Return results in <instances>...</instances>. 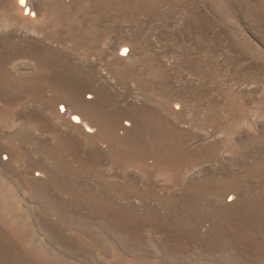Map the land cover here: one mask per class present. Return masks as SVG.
Returning <instances> with one entry per match:
<instances>
[{
    "label": "rangeland",
    "instance_id": "374dc122",
    "mask_svg": "<svg viewBox=\"0 0 264 264\" xmlns=\"http://www.w3.org/2000/svg\"><path fill=\"white\" fill-rule=\"evenodd\" d=\"M0 0V264H264V0Z\"/></svg>",
    "mask_w": 264,
    "mask_h": 264
},
{
    "label": "bare ground",
    "instance_id": "6f19581e",
    "mask_svg": "<svg viewBox=\"0 0 264 264\" xmlns=\"http://www.w3.org/2000/svg\"><path fill=\"white\" fill-rule=\"evenodd\" d=\"M18 8L21 11L24 10H31L33 8L31 0H19L18 1Z\"/></svg>",
    "mask_w": 264,
    "mask_h": 264
}]
</instances>
